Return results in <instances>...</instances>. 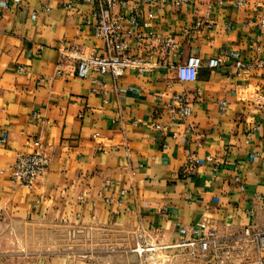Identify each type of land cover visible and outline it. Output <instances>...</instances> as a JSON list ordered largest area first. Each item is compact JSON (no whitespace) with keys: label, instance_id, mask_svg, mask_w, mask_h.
<instances>
[{"label":"crops","instance_id":"crops-1","mask_svg":"<svg viewBox=\"0 0 264 264\" xmlns=\"http://www.w3.org/2000/svg\"><path fill=\"white\" fill-rule=\"evenodd\" d=\"M124 1L115 13L127 16L138 3L142 15L129 39L132 55L223 61L204 64L193 81L160 66L146 75L127 69L116 80L105 74L97 84L57 48L68 40L106 53L95 34L96 0H0V264H105L77 257L75 243L62 249L57 239L114 226L149 231L168 245L182 226L204 219L243 249L230 263L203 253L190 264H260L264 249L246 242L244 228L264 229V68L257 65L264 0H187L156 10L151 21L144 0ZM197 21L204 23L198 31ZM168 36L177 52L159 42ZM175 93L186 95L189 116L171 110ZM36 141L50 167L32 188L14 185L11 166Z\"/></svg>","mask_w":264,"mask_h":264},{"label":"built area","instance_id":"built-area-1","mask_svg":"<svg viewBox=\"0 0 264 264\" xmlns=\"http://www.w3.org/2000/svg\"><path fill=\"white\" fill-rule=\"evenodd\" d=\"M187 0H144L151 8L148 12V19L151 21L155 18V11L165 7L168 4L180 5ZM245 0H239V4H244ZM6 6L9 3L6 1ZM126 4L124 0H96V7L93 10L95 18L94 28L95 34L103 39L105 43V54L87 53L79 45L68 40H61L58 43V51L62 61H71L76 66L77 74L81 77H88L92 73L94 83L101 84V77L105 74H111L116 80L121 77L127 69H134L140 75H146L154 71L155 68L164 66L167 68H176L178 78L181 81H193L197 77V72L204 64L209 68H217L223 61L222 57H211L205 62L201 57L190 55L185 62L174 64L167 59L165 62L154 61L144 56L132 55L129 50V39L134 37V31L139 28L142 23V15L137 12L139 7L135 3V9L131 10L127 16L115 13L114 9L117 5ZM69 8L74 6V2L70 1L67 5ZM207 26L211 27V23ZM126 25V27H123ZM148 26V22L144 23ZM204 25L203 21H197L194 30H199ZM259 28L264 30V17L259 20ZM188 32V30H185ZM149 38H154V33L149 31ZM164 50L177 52L179 44L175 37L168 36L158 39ZM257 65L264 68V50ZM235 66L240 70L245 68L246 64L242 61H236ZM249 68V67H248ZM21 70L26 69L25 66L20 67ZM248 70V69H247ZM62 69H58L57 73H61ZM221 107L224 101L220 103ZM171 110L174 113L183 116L191 114V106L186 99V95L175 93L170 102ZM260 112L264 114V101L258 106ZM256 123L252 130L258 129ZM251 133H248L250 137ZM194 155H190L188 160L193 162ZM51 164L50 156L42 148L40 141L35 142V147L30 151H22L17 155L15 163L11 166V179L14 185H22L32 188L39 177L43 176L49 169ZM243 187V185H241ZM180 239L172 244L165 245L163 248H181L186 247L192 254L206 253L217 242V230L209 223L207 219L201 220L191 226H182L179 229ZM244 233L249 236L260 250L264 249V229L252 230L250 227L244 228ZM264 264V258L261 259Z\"/></svg>","mask_w":264,"mask_h":264},{"label":"rangeland","instance_id":"rangeland-1","mask_svg":"<svg viewBox=\"0 0 264 264\" xmlns=\"http://www.w3.org/2000/svg\"><path fill=\"white\" fill-rule=\"evenodd\" d=\"M3 233L5 237L6 231H3L2 235ZM62 236L57 239L62 249L67 248L69 242L75 243L77 257H88L105 264H190L199 262L201 257H205L203 253L192 254L186 247L163 248L167 244L161 243L159 238L149 231L116 229L112 226L95 232L93 236L85 235V233L71 239ZM5 240L10 242L4 238ZM245 240L241 239V241ZM237 242V240L228 241L218 237L217 242L212 244L206 253H213V258L219 262H233L236 260L234 256L239 254L238 249H243ZM246 242L258 249L251 238L248 237Z\"/></svg>","mask_w":264,"mask_h":264}]
</instances>
